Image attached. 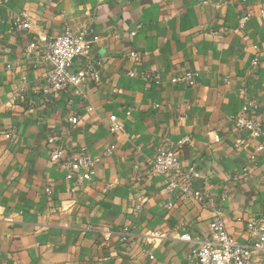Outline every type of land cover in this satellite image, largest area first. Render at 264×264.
Returning a JSON list of instances; mask_svg holds the SVG:
<instances>
[{
  "label": "crops",
  "instance_id": "0c3cea01",
  "mask_svg": "<svg viewBox=\"0 0 264 264\" xmlns=\"http://www.w3.org/2000/svg\"><path fill=\"white\" fill-rule=\"evenodd\" d=\"M261 9L264 0H0V264H195V245L178 238L201 236L216 215L243 242L247 221L264 218ZM20 15L29 31L13 29ZM65 24L99 36L100 78L86 80L78 96L47 95L48 65L24 60V49ZM130 51L136 58L125 57ZM186 72L197 74L194 86L170 82ZM242 114L262 124L255 164V143L229 120ZM110 116L124 124L122 134L109 131ZM185 137L192 147H179ZM163 143L182 168L206 177L207 187H196L201 201L164 194L163 176L145 177ZM53 145L63 150L57 164ZM82 153L95 160L92 180H66L61 162ZM243 167L248 175L235 181Z\"/></svg>",
  "mask_w": 264,
  "mask_h": 264
},
{
  "label": "built area",
  "instance_id": "2783aa9c",
  "mask_svg": "<svg viewBox=\"0 0 264 264\" xmlns=\"http://www.w3.org/2000/svg\"><path fill=\"white\" fill-rule=\"evenodd\" d=\"M260 15L264 16V9L260 10ZM245 17L243 20H246ZM30 22L25 16L20 15L13 22V29L16 31H29ZM110 35V34H109ZM135 32L131 33L134 36ZM99 36L87 31L74 32L67 24L64 31L58 36H48L45 31L37 34L35 39L28 41L24 49V60L33 61L36 59L43 60L48 65L45 80L46 84L43 92L47 95L58 96L62 92H71L75 95H81L80 87L86 80L95 83L99 81V62L94 57V45ZM256 49V47H254ZM137 54L130 51L125 54L126 58L134 59ZM253 68L258 66V58L251 62ZM155 84H160L161 76L155 74L151 77ZM150 79V76H143V80ZM197 74L186 72L183 75L170 79L172 84L183 83L185 86L192 87L196 84ZM156 108L158 106H155ZM248 108L243 109L247 113ZM67 122L75 126L79 123L78 117H67ZM236 132L244 133L248 140L255 143L252 152L249 154V164L257 162L258 155L262 151L261 144L257 140L262 136V124L244 114L231 116L229 118ZM108 129L112 134H122L124 124L116 116L109 117ZM12 133H7V138H12ZM52 143L58 141V137L50 138ZM214 141L219 142V137L215 136ZM243 141H237L233 148L238 149ZM192 147L190 138L185 137L179 142V147ZM115 146H109L103 156L107 157L112 154ZM63 150L54 146L50 152V161L57 164L61 161ZM95 160L82 153L67 161H62L60 168L66 172V180H74L78 184L90 182L94 174ZM161 175L164 177L162 191L170 195L178 190L180 197H192L198 201L203 196L196 191L197 186L207 187V179L193 165L181 167L180 160L175 155L174 149L167 143H163L157 148L155 154L149 160L148 169L145 177ZM248 175V169L243 167L238 174L233 176L235 181L240 180ZM46 195H51L52 191L46 187ZM168 207H172L168 204ZM127 233L119 235L120 242L126 241ZM179 241L184 243H193L194 249L189 256L195 261V264H253L256 256L261 255L264 258V218L255 216L250 218L246 223V232L243 242H237L232 239L226 232L220 216L216 215L207 225L203 234L192 238L189 234L181 235Z\"/></svg>",
  "mask_w": 264,
  "mask_h": 264
},
{
  "label": "rangeland",
  "instance_id": "374dc122",
  "mask_svg": "<svg viewBox=\"0 0 264 264\" xmlns=\"http://www.w3.org/2000/svg\"><path fill=\"white\" fill-rule=\"evenodd\" d=\"M253 264H264V258L261 255L256 256Z\"/></svg>",
  "mask_w": 264,
  "mask_h": 264
}]
</instances>
